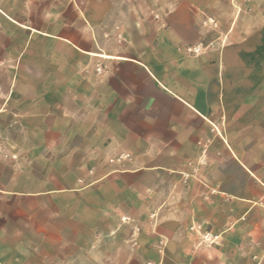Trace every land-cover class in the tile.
<instances>
[{
    "label": "crops",
    "instance_id": "0c3cea01",
    "mask_svg": "<svg viewBox=\"0 0 264 264\" xmlns=\"http://www.w3.org/2000/svg\"><path fill=\"white\" fill-rule=\"evenodd\" d=\"M180 3L162 31L137 23L133 8L110 5L81 13L78 33L40 32L59 49L45 52L24 91L30 116L53 127L51 141L63 149L55 155L77 159L86 183L68 189L74 199L32 200L77 207L39 228L57 231L53 246L67 245L79 259L92 247L93 264H108L101 240L118 225L103 223L126 215L138 228L125 236L126 264H264V8L232 20L223 56L196 57L177 47L208 36L198 11L214 1ZM105 26L126 42L105 39ZM119 153L130 159L107 161ZM201 156V178H188L187 161ZM202 231L216 243L201 241Z\"/></svg>",
    "mask_w": 264,
    "mask_h": 264
},
{
    "label": "rangeland",
    "instance_id": "374dc122",
    "mask_svg": "<svg viewBox=\"0 0 264 264\" xmlns=\"http://www.w3.org/2000/svg\"><path fill=\"white\" fill-rule=\"evenodd\" d=\"M213 1V8L208 12L198 11L201 29L208 36L194 46L181 43L177 47L179 52L196 57L209 53L223 56L224 50L231 46L227 28L232 20L239 14L247 18L258 15L259 7L264 8V0ZM180 4V0H0V264H93L94 261L92 247H87L85 258L83 254L79 259L77 252H71L67 245L53 246L57 231H41L39 228L45 224L46 218L66 221L69 216L64 215L76 213V206L40 207L32 200L43 196L74 199L77 192L68 189L86 183L79 179L84 176L83 168H77V159L55 155L62 153L63 149L61 142L51 141L53 127L39 124L42 119L30 116L27 99L31 95L24 91H30L37 70H40L38 61L45 59V52L59 49L56 45H48L47 37L40 32L53 35L78 33L84 23L81 13L85 15L86 9L93 11L95 6L104 9L110 5L133 8L137 23H142L139 18H143L144 23L156 22L161 24L162 31L167 29L170 16ZM156 24L150 25V33ZM112 28L104 27L107 32L104 38L125 43L120 32L111 33ZM223 64L229 66L225 59ZM118 155L107 161L121 163L130 159L128 156L116 160ZM205 160V156H201L187 161L188 178H201L199 169L205 165ZM85 166L86 177H91L92 163ZM61 188L67 190L57 191ZM18 198L22 199L21 205L11 200ZM102 229H116L111 239L101 240L107 248L102 261L109 264L112 257L117 264H126L125 236L129 229L131 234L138 232L136 223L128 216L120 215L118 222H105ZM198 229L202 230L200 226ZM202 233L200 240L209 243L203 238L206 231ZM39 236L47 238L37 241ZM49 241L52 244H46ZM110 244L117 252H109ZM45 252L49 253L48 256L43 254Z\"/></svg>",
    "mask_w": 264,
    "mask_h": 264
},
{
    "label": "built area",
    "instance_id": "2783aa9c",
    "mask_svg": "<svg viewBox=\"0 0 264 264\" xmlns=\"http://www.w3.org/2000/svg\"><path fill=\"white\" fill-rule=\"evenodd\" d=\"M97 70H99V67H97ZM128 156L129 155L127 153H121L120 155H118V157L116 158V160L125 159ZM203 238L205 239V241H207L209 243L214 242V240L216 239L215 236H212L209 233L204 234L203 235Z\"/></svg>",
    "mask_w": 264,
    "mask_h": 264
}]
</instances>
